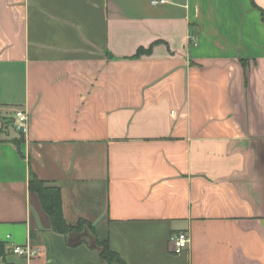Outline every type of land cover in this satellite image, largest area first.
Instances as JSON below:
<instances>
[{
	"label": "crops",
	"instance_id": "0c3cea01",
	"mask_svg": "<svg viewBox=\"0 0 264 264\" xmlns=\"http://www.w3.org/2000/svg\"><path fill=\"white\" fill-rule=\"evenodd\" d=\"M31 173L92 225L54 231ZM98 238L264 264V0H0V264H108Z\"/></svg>",
	"mask_w": 264,
	"mask_h": 264
},
{
	"label": "trees",
	"instance_id": "16d2710c",
	"mask_svg": "<svg viewBox=\"0 0 264 264\" xmlns=\"http://www.w3.org/2000/svg\"><path fill=\"white\" fill-rule=\"evenodd\" d=\"M143 51L144 49L141 48L138 54ZM29 188L32 193H36L39 196L42 208L49 215L54 231L66 234L73 230H80L87 224L92 225L86 220H80L76 225H71L67 222L64 217L62 191L59 186L48 184L35 173H31ZM97 244L101 248V258L108 264H127L117 252L111 249L107 239L98 238ZM3 250V244L0 243V254Z\"/></svg>",
	"mask_w": 264,
	"mask_h": 264
},
{
	"label": "built area",
	"instance_id": "2783aa9c",
	"mask_svg": "<svg viewBox=\"0 0 264 264\" xmlns=\"http://www.w3.org/2000/svg\"><path fill=\"white\" fill-rule=\"evenodd\" d=\"M166 2V0H154V2ZM15 127L21 133H26L29 128V115L23 109H19L15 112ZM191 242V235L188 231H181L174 233L171 237L172 248L171 251L174 254H181L185 249L189 247ZM15 253L23 255L27 258H32L38 253V249L31 244L23 246H17L13 250Z\"/></svg>",
	"mask_w": 264,
	"mask_h": 264
},
{
	"label": "rangeland",
	"instance_id": "374dc122",
	"mask_svg": "<svg viewBox=\"0 0 264 264\" xmlns=\"http://www.w3.org/2000/svg\"><path fill=\"white\" fill-rule=\"evenodd\" d=\"M96 224H97V222H96ZM91 230V229H90ZM82 255H85V252H83V254Z\"/></svg>",
	"mask_w": 264,
	"mask_h": 264
}]
</instances>
